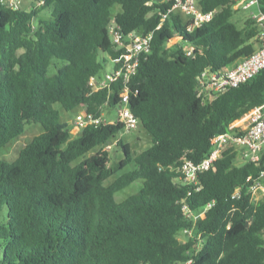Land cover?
I'll use <instances>...</instances> for the list:
<instances>
[{"label":"trees","instance_id":"16d2710c","mask_svg":"<svg viewBox=\"0 0 264 264\" xmlns=\"http://www.w3.org/2000/svg\"><path fill=\"white\" fill-rule=\"evenodd\" d=\"M172 3L36 0L21 8L0 2V149L27 125L44 128L16 159L0 157V264H264V194L253 200L248 190L261 178L264 152L256 164L239 163L237 150H227L200 174V189L177 182L171 168L183 157L201 161L215 135L264 103V69L213 100L198 95V76L252 55L261 30L251 16L239 25L233 0H199L214 15L193 30L181 12L157 28ZM44 9L50 13L42 15ZM112 18L126 35L153 33L130 80L131 109L152 141L135 153L122 136L119 174L103 148L122 125H88L73 137L57 107L101 114L107 100L117 103L120 83L109 99L107 88L89 85L125 50L111 40ZM139 179L136 193L117 199ZM238 188L241 196L233 197ZM183 199L194 211L216 202L194 223ZM185 227L201 238L182 241Z\"/></svg>","mask_w":264,"mask_h":264},{"label":"built area","instance_id":"2783aa9c","mask_svg":"<svg viewBox=\"0 0 264 264\" xmlns=\"http://www.w3.org/2000/svg\"><path fill=\"white\" fill-rule=\"evenodd\" d=\"M169 1V0H167ZM171 7L166 11L160 12L161 22L157 26L160 28L164 20L171 12H181L189 16V30L201 26L204 22L212 19L214 11L204 12L199 6V0H172ZM263 0H233L234 8L249 10L256 7V11L251 12V17L260 28L259 39L260 45L257 50L250 56L239 60L236 64L223 67L219 71H211L205 69L198 76V95L205 103L215 99L220 93L225 92L229 88L239 86L240 84L252 79L256 74L264 69V9ZM0 2L10 7H19L21 0H0ZM109 35L114 45L118 48H125L123 53L113 58V69L105 71L104 75H92L89 79V85L93 90H108V99L113 92L114 84L120 83L121 90L117 103V119L108 121L103 115L97 114L86 109H81L74 119L75 127L78 131L88 125L99 126L107 123H120L122 129L120 137L115 136L108 142L103 150L110 151L123 134L137 129L140 126V118L132 111L130 106V80L140 65L142 59L150 52L152 47L153 33H141L138 31L124 34L120 25L115 18H112L109 24ZM193 48H188V53H192ZM108 101L105 104L108 105ZM211 152L199 162H195L187 157H183L182 163L171 168L177 173L176 181L185 185H191L200 189L199 177L205 171L219 160L224 152L230 149L237 150L239 157L243 161H250L259 164L264 152V103L256 106L248 112L241 122H233L227 131L215 135L212 140ZM264 170L261 172V178L257 179L249 186V192L253 200L259 199V192L264 190ZM241 188L236 189L233 197L241 196ZM215 200L208 202L204 208L194 211L188 202L182 200V210L187 218L194 223L198 218H205L206 212L215 204ZM193 227H185L179 231V236L186 240L188 237L197 236L201 238V234L195 235ZM181 234V235H180ZM183 240V241H184ZM190 261L187 263L189 264Z\"/></svg>","mask_w":264,"mask_h":264},{"label":"rangeland","instance_id":"374dc122","mask_svg":"<svg viewBox=\"0 0 264 264\" xmlns=\"http://www.w3.org/2000/svg\"><path fill=\"white\" fill-rule=\"evenodd\" d=\"M36 3V0H21L20 6L21 8H30L34 6ZM117 9L120 8L119 5L116 7ZM256 11V7H251L249 10H242L237 9L234 19L239 23V25H243L244 21L251 16V12ZM50 13L49 9H44L41 14L42 15H48ZM179 40V36L174 37L169 44H173ZM256 41V39H255ZM113 69V63L111 60H108L105 63V69L101 70V75H104L105 71H111ZM56 71L54 66H51L50 73H54ZM60 109L61 118L64 121H67L69 125L71 126V133L72 136L75 137L79 134V131L77 127H75L74 119L76 117V114L81 108H77L74 110H65L60 107V105L57 106ZM103 115L106 120L108 121H114L117 119V108L114 106H109L107 104L102 106ZM44 130L43 126L41 124L32 123L30 125H27L26 131L16 139L12 140L10 143H8L5 147L0 149V157L7 159V160H14L19 155L20 150L28 143L30 142L33 137L39 133H41ZM121 134V133H120ZM120 134L117 137H120ZM126 141H128L132 149L135 153H139L145 148H147L152 141L151 135L140 125L137 129L132 130L130 132H127L123 134ZM96 151V150H95ZM93 151V152H95ZM91 152V153H93ZM110 166L114 169H118L120 166V162L123 158V152L121 148L117 145H115L110 151ZM136 166V164H132L127 167L126 170L133 169ZM125 170V169H124ZM123 171L117 170V173H122ZM117 176L115 174L108 182L114 180V178ZM143 184V180L139 179L129 186H127L125 189L119 191L116 194V197L118 200H122L125 197H127L130 194L136 193L141 185ZM264 194V190L259 192V196ZM181 235V234H180ZM180 239L183 241L185 238L182 236H179Z\"/></svg>","mask_w":264,"mask_h":264},{"label":"crops","instance_id":"0c3cea01","mask_svg":"<svg viewBox=\"0 0 264 264\" xmlns=\"http://www.w3.org/2000/svg\"><path fill=\"white\" fill-rule=\"evenodd\" d=\"M236 121H237V122H241V121H242V118L239 119V120H236ZM238 162H239V163H243L244 161L239 157Z\"/></svg>","mask_w":264,"mask_h":264}]
</instances>
